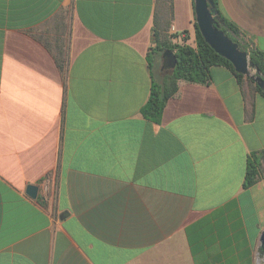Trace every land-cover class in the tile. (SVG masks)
<instances>
[{"label":"crops","instance_id":"0c3cea01","mask_svg":"<svg viewBox=\"0 0 264 264\" xmlns=\"http://www.w3.org/2000/svg\"><path fill=\"white\" fill-rule=\"evenodd\" d=\"M217 3L264 52V0ZM172 45L193 0H0V264H264V97L216 65L145 117Z\"/></svg>","mask_w":264,"mask_h":264},{"label":"trees","instance_id":"16d2710c","mask_svg":"<svg viewBox=\"0 0 264 264\" xmlns=\"http://www.w3.org/2000/svg\"><path fill=\"white\" fill-rule=\"evenodd\" d=\"M215 8L218 13L217 0H213ZM220 19H222L220 17ZM234 43H236L241 50L246 51L245 46L238 42L239 31L238 29L222 19V25L219 26ZM170 51L176 59L174 69L170 75L152 85L151 93L146 105L143 108L145 117L155 119L161 112L165 102L170 98L176 89L178 80L189 82L202 83L206 81L209 75V69L212 66H225L235 75L238 80L244 76L234 71L232 65L213 51L201 37L196 27V48L193 49L187 45H172L168 46ZM162 50V49H159ZM250 61L259 70L260 75L264 79V52L258 50L248 51ZM254 85L255 90L264 97V92L252 80L248 79ZM264 164V150L260 151L257 155H253L252 159L248 160L246 173L244 178V187L252 185L258 178L260 173V164Z\"/></svg>","mask_w":264,"mask_h":264},{"label":"water","instance_id":"95a60500","mask_svg":"<svg viewBox=\"0 0 264 264\" xmlns=\"http://www.w3.org/2000/svg\"><path fill=\"white\" fill-rule=\"evenodd\" d=\"M194 16L196 27L203 38V41L219 56L223 57L232 65L234 71L245 77H249L264 92V79L259 70L250 61L247 51H243L234 43L222 30H220V21L217 18V10L213 0H193ZM166 55L171 61L169 67H174L176 59L172 52L167 51ZM254 74H250V70ZM38 187L28 185L26 194L28 197L35 199ZM260 245L258 255H264V234L260 236Z\"/></svg>","mask_w":264,"mask_h":264},{"label":"rangeland","instance_id":"374dc122","mask_svg":"<svg viewBox=\"0 0 264 264\" xmlns=\"http://www.w3.org/2000/svg\"><path fill=\"white\" fill-rule=\"evenodd\" d=\"M158 67H159V66L156 65V64L153 65V73H154V79H155V80H157V78H158V77H157V76H158V71H159V70H158V69H159ZM254 73H255V71H254L253 69L250 70V74H254ZM246 78H247V79H250L249 77H246ZM250 80H251V79H250ZM155 82H156V81H155Z\"/></svg>","mask_w":264,"mask_h":264},{"label":"built area","instance_id":"2783aa9c","mask_svg":"<svg viewBox=\"0 0 264 264\" xmlns=\"http://www.w3.org/2000/svg\"><path fill=\"white\" fill-rule=\"evenodd\" d=\"M263 234H264V225L260 229V235H263ZM259 259H264V255L262 257H259Z\"/></svg>","mask_w":264,"mask_h":264},{"label":"flooded vegetation","instance_id":"af4514ba","mask_svg":"<svg viewBox=\"0 0 264 264\" xmlns=\"http://www.w3.org/2000/svg\"><path fill=\"white\" fill-rule=\"evenodd\" d=\"M166 62H167V65H170L171 64V61L170 60H167Z\"/></svg>","mask_w":264,"mask_h":264}]
</instances>
